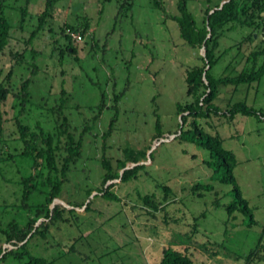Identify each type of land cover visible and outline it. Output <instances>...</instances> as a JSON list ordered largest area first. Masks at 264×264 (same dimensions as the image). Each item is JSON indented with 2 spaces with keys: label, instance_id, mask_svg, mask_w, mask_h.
Here are the masks:
<instances>
[{
  "label": "rangeland",
  "instance_id": "1",
  "mask_svg": "<svg viewBox=\"0 0 264 264\" xmlns=\"http://www.w3.org/2000/svg\"><path fill=\"white\" fill-rule=\"evenodd\" d=\"M222 1L212 0L213 4ZM121 2L1 3L0 11L12 27L11 39L0 56V78L12 68L10 80L5 83L11 92L30 80V104L19 115L20 121L31 130L38 131L36 126H41L58 138L60 148L65 141L60 135L63 122L75 139L82 134V156L71 165L60 195L61 202L79 205L75 208L78 214L70 218L69 224L52 225L45 239L33 237L29 250L53 264H159L162 247L186 245L193 264H239L241 260H235V256L243 257L254 248L264 225V119L241 113L229 118L221 113L228 103L237 102L264 109V75L258 82L237 87L220 85L215 98L220 114L199 120L205 133L220 136L223 147L236 156L233 175L255 220L248 226V218L242 213L228 215L225 205L232 200V185L212 177L213 171L203 163L209 159L207 150L188 142L163 141L156 145L154 139L157 119L162 135L169 136V140L174 137L180 121L176 103L192 100L186 96L185 70L203 56L202 49L190 48L180 38L171 18L177 13L175 1L159 0L160 6L156 7L153 0H133L127 11L119 9ZM206 5V0H189L199 24ZM69 25L81 36L80 41L73 42L76 51L72 54L71 48L69 53L64 51L69 42L63 31L66 33ZM32 32L36 34L31 37ZM247 32L241 28L226 31L217 52L227 50L213 69L216 77L250 68L242 52L236 55V49H230ZM13 53L20 57L13 58ZM101 93L106 96V107L97 116ZM114 94H121L117 104L113 103ZM3 110L0 156L7 160L0 163L2 228L11 219L24 224L35 216L19 207V179L36 173L31 161L19 155L22 145L14 123L18 102L8 97ZM125 147L153 151L152 161H147L150 178L142 175L128 183L114 184L112 191L118 200L93 198V192L90 210L85 211L86 190L102 186V156L109 158L116 170ZM45 174L43 171V177ZM43 177L38 178V191L29 197V204L44 202ZM197 182L212 187L192 190ZM158 184L172 190L174 201H167L170 203L153 220L144 214L138 197L155 192L157 199L162 198ZM205 242L220 243L219 247L208 245L219 249L220 254L211 255L201 245ZM2 245L8 247L0 235Z\"/></svg>",
  "mask_w": 264,
  "mask_h": 264
},
{
  "label": "trees",
  "instance_id": "2",
  "mask_svg": "<svg viewBox=\"0 0 264 264\" xmlns=\"http://www.w3.org/2000/svg\"><path fill=\"white\" fill-rule=\"evenodd\" d=\"M0 0V7L2 6ZM28 1V0H27ZM177 13L171 15L176 22L180 38L193 49H203L204 56L198 57V63L188 67L184 73L186 84V96L192 100L184 104L176 103V113L180 116L177 124V131L174 137L169 140V136L162 135L159 119L155 124L156 145L163 141L188 142L204 148L209 152V159L203 160V163L213 171L212 177L219 182L231 184L232 200L225 205L229 216L235 212H240L247 216V225L255 223L253 213L248 202L242 197L241 191L233 175V169L236 166V156L231 150L223 147V140L220 136L205 133L200 127L199 120L218 115L221 108L215 103V98L219 92L220 85H232L237 87L240 84H250L258 82L264 75V0H223L220 3L213 4L212 0H206V7L202 22L199 24L189 8V0H174ZM54 0H47V5H51ZM156 7H159V0H153ZM133 0H122L119 9L127 11L131 9ZM46 12L39 16V24L43 22ZM11 23L9 19L0 11V56L4 54L11 39ZM71 31H76L73 26H67ZM237 28L248 30L242 38L231 46L230 49H236V55L243 53L245 61L250 63V68L241 69L236 75H225L216 77L213 74L214 67L222 59L226 50L218 53L220 40L225 36L226 31H234ZM86 27L81 30L84 35ZM67 45L66 53L69 48L75 53V42L65 31H63ZM36 32H32L34 36ZM63 51V52H64ZM13 58L20 57L18 53L12 54ZM261 63L258 64V61ZM12 68L7 72L4 78H0V135L2 134L4 123L3 106L8 97H12L18 102V116L14 118V123L18 132V141L22 145L21 157L31 161V166L36 173H30L28 176H21L19 183L22 186L20 199V208L27 212H33L35 216L28 218L24 224L11 219L4 228L0 227V235L3 236V243L10 247L0 246V264H53L52 260H46L44 257L36 256L29 250L30 240L39 236L45 239L50 233V227L57 223H71L70 218H74L78 213L75 209L79 205L63 203L60 201L62 186L66 182L67 175L71 170V165L81 158L82 154V134L77 139L68 131L65 122L62 123L63 129L60 135L65 136L63 148L58 145V138L50 133H46L41 126L37 125L36 130H31L30 126L20 121L19 115H22L28 104H30V93L28 91L30 80L22 82L17 92H11L5 85L10 80ZM0 70V74H1ZM64 93V92H62ZM121 94L113 95V103L117 104ZM105 94L101 93V100L96 106L97 116L102 113L106 107ZM62 103V102H61ZM59 111L61 107L59 106ZM254 115L264 119V109H256L247 106L244 102L227 104L226 110L221 114L232 118L235 114ZM116 114L111 118L110 125L113 126L116 120ZM158 118V117H157ZM87 130V128H85ZM109 132L103 134L107 136ZM152 153L147 149H135L125 147L123 157L117 160V169L113 170L109 158L102 156L101 167L104 173L101 175V187L86 190L85 211L90 210L93 192V198L101 196L107 200H118V196L112 191L114 184L128 183L137 180L142 175L150 178L147 161H152ZM7 160L0 156V163ZM127 163H132L129 168H125ZM124 169V170H123ZM123 170V171H122ZM43 171H46L43 177ZM43 177L42 186L44 190V202L32 205L28 203L29 197L38 191V178ZM210 184L197 182L192 190H209ZM161 188L163 197L157 199L155 192L139 196L138 200L144 207V214L147 217L157 220L161 211L170 202L174 201L172 190L166 186L158 184ZM170 201V202H167ZM53 205V206H52ZM74 206L70 208L67 206ZM42 218L40 221L39 219ZM195 227L197 224L195 223ZM187 239H189L187 237ZM216 243L205 242L201 245L213 256L219 255V249L210 248L208 245ZM218 247L220 243L216 244ZM159 264H193V259L189 255V249L186 245L180 247L164 246L161 251ZM241 260L239 264H258L264 262V225L260 236L254 246L247 254L235 256V260ZM203 263V262H202ZM204 264V263H203Z\"/></svg>",
  "mask_w": 264,
  "mask_h": 264
},
{
  "label": "built area",
  "instance_id": "3",
  "mask_svg": "<svg viewBox=\"0 0 264 264\" xmlns=\"http://www.w3.org/2000/svg\"><path fill=\"white\" fill-rule=\"evenodd\" d=\"M74 41H80L81 40V36L77 33H75L74 31H71L70 29H67L66 32Z\"/></svg>",
  "mask_w": 264,
  "mask_h": 264
},
{
  "label": "water",
  "instance_id": "4",
  "mask_svg": "<svg viewBox=\"0 0 264 264\" xmlns=\"http://www.w3.org/2000/svg\"><path fill=\"white\" fill-rule=\"evenodd\" d=\"M202 51H203V56H204L205 52H204V50H203V49H202ZM150 152H151V151H149V152H148V154H149ZM130 165H134V164H132V163H127V165L125 166V168H124V169H126V168H129V167H130ZM124 169H123V170H124ZM123 170H122V171H123ZM59 202H61V201H59ZM52 206H53V205H52ZM66 206H67V205H66ZM67 207H70V206H67ZM70 208H71V207H70Z\"/></svg>",
  "mask_w": 264,
  "mask_h": 264
}]
</instances>
